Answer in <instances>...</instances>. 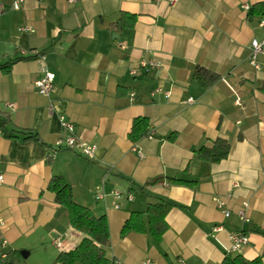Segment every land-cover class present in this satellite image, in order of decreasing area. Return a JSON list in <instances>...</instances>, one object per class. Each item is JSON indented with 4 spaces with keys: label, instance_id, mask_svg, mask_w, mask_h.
<instances>
[{
    "label": "crops",
    "instance_id": "crops-1",
    "mask_svg": "<svg viewBox=\"0 0 264 264\" xmlns=\"http://www.w3.org/2000/svg\"><path fill=\"white\" fill-rule=\"evenodd\" d=\"M14 1L0 0V63L24 58L0 72V119L7 129L32 130L43 144L0 132V254L18 251L15 264H56L60 251L80 242L47 189L61 175L75 202L107 218L110 264H220L229 234L240 231L248 242L238 253L264 261V54L259 71L248 60L264 29L262 16L242 7L264 0H23L18 10ZM121 12L137 19L116 31L110 24ZM37 53L55 73L50 98L35 86L43 74ZM140 58L161 65L131 76ZM196 66L219 78L198 84ZM157 86L162 91L151 95ZM60 115L97 146L92 157L56 147L65 134ZM136 117L149 127L131 141ZM217 137L230 143L228 156L197 159L195 151ZM157 200L172 204L159 240L147 227L121 232L131 211ZM244 202L247 220L237 214Z\"/></svg>",
    "mask_w": 264,
    "mask_h": 264
},
{
    "label": "trees",
    "instance_id": "trees-1",
    "mask_svg": "<svg viewBox=\"0 0 264 264\" xmlns=\"http://www.w3.org/2000/svg\"><path fill=\"white\" fill-rule=\"evenodd\" d=\"M251 14L264 16V2H258L249 9ZM136 15L121 12L118 19L110 26L116 31L133 26ZM24 57L10 59L3 64L0 63V72L9 73L12 65ZM192 77L198 84L206 87L211 85L219 75L201 66H196L192 72ZM8 119H0V132L7 137H17L23 135L25 139L33 140L38 144H43L38 135L29 129L11 127L5 128ZM149 123L146 117H136L132 121L129 132L131 141H136L147 133ZM230 152V143L221 137H217L209 146L202 145L196 151L197 159L209 163H217L225 159ZM183 183L180 179H173ZM47 189L54 194V200L65 208L70 226L82 233L80 242L71 250L60 251L57 261L62 264H110L111 261L106 255L107 247L110 243V231L108 220L105 215L96 216L87 206L81 205L73 199L71 185L61 176L53 175L48 183ZM172 204L165 200H157L147 203L143 211H131L125 220L121 232L132 231L143 232L147 227L152 237L159 240L167 228L166 214ZM18 251H14L5 256L0 254V264H15L14 258L18 256ZM220 264H264L261 256L253 259H246L239 253L227 254Z\"/></svg>",
    "mask_w": 264,
    "mask_h": 264
},
{
    "label": "built area",
    "instance_id": "built-area-1",
    "mask_svg": "<svg viewBox=\"0 0 264 264\" xmlns=\"http://www.w3.org/2000/svg\"><path fill=\"white\" fill-rule=\"evenodd\" d=\"M74 0H70V2H73ZM168 4L174 5L177 3V0H167ZM23 0H15L12 4V8L14 10H18L21 7V3ZM245 10H249V6L244 4L242 6ZM258 25L260 28L264 29V16L260 17L258 20ZM21 31L28 30L29 27H21L19 28ZM264 54V39H261L260 41L258 39H253L250 43V52L248 56V60L250 65L256 70L259 71L261 69V64L259 61L260 55ZM39 62L41 64V69H42V76L38 78L35 81V86L37 88V91L39 94L46 96V97H51L52 91L54 89V79H55V73L47 70L44 65H43V59L44 56L43 54L37 53ZM160 62L153 59V58H140L138 61L137 66L132 67L129 69V72L131 76H137L139 72H148L150 69H156L160 67ZM162 91L161 87L157 86L151 91V95H154L156 92ZM134 92L130 93V99L132 100L134 98ZM166 97L170 96L169 91L164 92ZM187 102H193V98L189 97L187 99ZM8 106H13L11 104H6ZM54 104L52 101H50L49 104V111L50 113L54 111ZM61 126L63 127V130L65 131L64 136L60 137L54 144L56 145L57 148L60 147H66L71 150H74L78 152L79 154L86 156V157H92L94 155L97 146L93 143H89L82 138H80L76 132H75V127L74 125L67 121L63 115L59 116ZM152 132H149L147 136H150ZM4 181V176L3 174L0 173V183ZM116 198H120L122 194L118 191L114 193ZM127 200L131 201L133 196L130 194H127ZM99 198H102L103 195H99ZM214 202L216 203L217 207L221 209L223 212L224 216L228 217L230 215V211L225 207V202L215 196L213 198ZM115 207H119L118 204L115 205ZM246 208H247V203L244 202L241 206V208L238 210L237 214L239 218H242L243 220H247L246 218ZM220 228V227H219ZM229 241L230 244L226 248V253L227 254H235L238 253L241 248L244 246V244H247L248 242V236L245 233L240 232H232L229 234ZM55 243H58V240L56 239L54 241ZM4 241L1 242V245H4ZM2 256H5V254H1ZM149 262V261H148ZM147 262V263H148ZM181 264H184L183 261H180Z\"/></svg>",
    "mask_w": 264,
    "mask_h": 264
},
{
    "label": "water",
    "instance_id": "water-1",
    "mask_svg": "<svg viewBox=\"0 0 264 264\" xmlns=\"http://www.w3.org/2000/svg\"><path fill=\"white\" fill-rule=\"evenodd\" d=\"M19 254H21L22 256H25V254L23 252H20ZM56 264H60V263H56Z\"/></svg>",
    "mask_w": 264,
    "mask_h": 264
},
{
    "label": "rangeland",
    "instance_id": "rangeland-1",
    "mask_svg": "<svg viewBox=\"0 0 264 264\" xmlns=\"http://www.w3.org/2000/svg\"><path fill=\"white\" fill-rule=\"evenodd\" d=\"M21 261H22V259H21V258H19V260L17 261V263H18V262L20 263ZM20 264H22V263H20Z\"/></svg>",
    "mask_w": 264,
    "mask_h": 264
}]
</instances>
